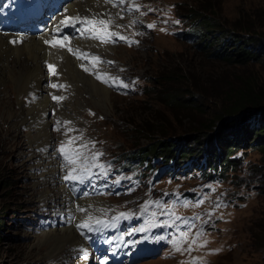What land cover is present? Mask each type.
Returning <instances> with one entry per match:
<instances>
[{
  "label": "rangeland",
  "instance_id": "obj_1",
  "mask_svg": "<svg viewBox=\"0 0 264 264\" xmlns=\"http://www.w3.org/2000/svg\"><path fill=\"white\" fill-rule=\"evenodd\" d=\"M74 1L66 2L71 4ZM19 2L20 0H10L9 4L15 10H20ZM25 2L31 6L33 0H25ZM103 2L105 3V0ZM114 4L117 5L114 6L117 9L116 12L99 11L104 18L97 14L100 19L107 20L106 25L97 24L94 29L92 25H88L92 31L84 33L79 32L80 24L77 23L75 27L78 38L91 40V36L99 33L109 42L92 38L94 41L97 40L96 45L101 42L117 48L108 52V57L101 52H92L96 55L95 61L106 72L107 83L103 82L104 77L103 80L97 78L96 81L98 85H104L108 89V101H101V108H98L92 103L95 99L98 100L97 96L94 98L87 92H82L80 96L79 93L76 94V83L68 87L66 82L63 83L64 81L61 82L56 78L54 84L58 86L57 88L51 87V81L47 83L56 97L64 98L59 101L54 100L53 97L50 98L52 107H49L45 113V119L50 124L49 134L55 137L52 148L56 163L62 168V184L64 183L63 188L66 191L78 189L83 184L64 179L70 167L64 166L65 161L59 149L63 142L72 137H80L76 142L77 145H87V148L81 149L85 155L91 157L94 154L103 153L102 156H98L100 162L107 160V157L111 155L120 156L123 153H132L139 148L151 154L149 151H153L156 146L159 155H168L174 152V148L168 150L169 147L165 144L168 139L157 136L150 138L146 133L134 134L132 125L126 121L131 120L145 129H151V120L159 119L156 125L173 130L175 133L173 137L188 138L191 135L188 132L189 129L199 127L207 120H211V116L216 112L214 108L206 106L201 111L180 110L169 113L163 105L154 101L160 97L153 98V96L140 94L142 87L149 86L145 79L152 78L151 75L156 69L165 72L170 70L167 64L183 61L198 71L200 69L202 71L204 67L219 68L222 71H238L239 76L243 75L252 81L256 80L264 87V66L256 64V62H264L261 57H257L256 61L248 62L244 66L235 63L223 64L218 59L206 57L210 52L216 53L217 43L214 39L208 42L200 40L199 44L205 45L203 49H200L199 46L189 42L194 38L195 32L187 30L193 27L192 29L198 32L200 24L204 21L203 18L198 21L199 23L194 24L191 19L197 20V16H202L213 20L211 30L222 31L216 37L225 35V32L231 30L233 26L249 27L254 32L264 34V0H124L123 4L119 1H114ZM188 15L190 17L185 19L184 17ZM76 16H79L81 20L92 17L99 20L96 16L91 18L83 14ZM72 22L74 21H70ZM117 25L123 27H117ZM150 25L152 27H149ZM110 33H116V35H110ZM135 35L137 37L134 39V44L131 43L127 47L117 44L116 41L114 44L111 42L113 37L134 38ZM63 36L71 38V34L66 32L60 34L58 39ZM198 38L199 36H197L196 44ZM67 42L70 41H64V48L59 44L57 47L66 49L69 46ZM207 45L210 47L206 48ZM230 45L229 48H231ZM255 48L264 50V44L261 43ZM115 52L120 57H114ZM78 60L80 61L81 58ZM84 62L78 67L84 75L88 76L85 70L87 62ZM6 86L1 85L0 91L8 96V90L4 92ZM116 86L120 92L115 89ZM78 87L83 89L85 86L80 82ZM86 89L90 91L89 88ZM17 90L11 89V101H9L14 104L13 109L21 116V109L15 104L20 99L24 100L25 96L21 97ZM3 93H0V98H4ZM41 94H43L42 91L35 88L31 96L39 97ZM74 99L75 101L78 99V103L75 104L77 106L74 105ZM27 100L29 101L30 98L27 97ZM57 122H59V129H57ZM175 125H181L180 131L176 132ZM69 129L73 131H68ZM28 131L30 132L31 128L27 125L14 128L10 126V123L7 124L0 119V264H66L64 260L56 261V263L46 261L42 257L46 247L37 246L38 237L43 232L57 229L64 224L63 215L66 211L63 210V213L59 214L55 209L54 203L57 202L59 193L51 180L53 160L52 158L43 159L42 152L39 150L40 153H36L35 147L28 148L26 142ZM214 131L216 129L206 132L203 136L198 135L196 141L188 138L186 145L196 151L202 148L204 139H210L212 144L211 138L219 135L218 131ZM60 138L63 140L59 141ZM179 140H176L177 144H180ZM159 142L162 144L158 146ZM73 146L66 145L69 152H71L70 147ZM242 147L245 157L237 173L240 177L250 179L248 183L250 185L245 184V187L241 189L242 194L235 193L233 190L236 188L227 186V182L216 185L215 192L207 196L205 206H210L208 211H205L203 205L199 207L194 205L192 201L197 198L196 196L190 198L189 202H185L179 194H176L172 200L167 199L165 192L155 198L159 208L149 209L145 206L153 204L151 200L147 203L134 202V199L142 196V191L147 190L144 183L129 192L130 184L120 186V179L117 175H113L114 166L112 165V170L109 171V165H104L107 177L98 175V178L108 182L106 187L109 192L91 196L103 198L110 204L107 210L100 209L98 214L101 220L114 226V228L98 229L97 232H100L104 244H111L110 248L114 249L115 242L124 243L122 256L137 257V260L131 264H264V156L257 150ZM39 161L42 165L46 161L44 165L47 171H45L46 180L34 186L33 183L38 180L36 164ZM92 170L96 171V169ZM97 170L98 174L99 169ZM255 179H257L256 183ZM165 186H168L166 179L161 180L159 187ZM115 189L120 192L112 193ZM45 192H47V198L45 197L47 201L40 204L38 197L45 196L43 195ZM132 202L137 211L143 213L136 212L132 208ZM203 211L205 216L211 218L205 220L199 217V213ZM120 213L131 215L126 219L117 220L116 217L120 216ZM75 229L78 233L79 229L77 227ZM198 233H200L199 236H197ZM189 248L191 251L188 250ZM85 254L80 252L78 255L74 254V257L71 256L70 259L72 258L73 264H94V257L86 254L89 258L83 259ZM66 257L67 255L63 259Z\"/></svg>",
  "mask_w": 264,
  "mask_h": 264
},
{
  "label": "bare ground",
  "instance_id": "obj_2",
  "mask_svg": "<svg viewBox=\"0 0 264 264\" xmlns=\"http://www.w3.org/2000/svg\"><path fill=\"white\" fill-rule=\"evenodd\" d=\"M66 1L69 0H33L32 5L27 6L25 0H20L19 6L22 9L15 10L9 4L10 0H0V86H6L7 84L4 92L8 90L9 94L6 97L5 93L0 91V93L4 94V98H0V119L7 124L10 123V126L14 128L27 125L31 128L26 137L28 148L35 147L36 153L41 151L43 159L52 158L51 180L55 184V190L59 193L58 200L54 205L59 214H62L63 210L66 211V214L63 215L65 222L64 224L62 222L63 225L57 227V229L43 232L38 237L37 246L46 247V252L42 256L46 261H55L56 263V261L64 260L66 264H73L74 262H72L70 257L84 252L85 249L82 240L77 237L76 225L85 222L88 216H92L94 219L100 216L98 215L100 209H102L101 211L107 210L110 204L100 197H79L74 199L63 188L62 168L61 166L58 167L54 149L52 148L55 137L49 134L50 124L45 119V113L49 107H52L50 98L55 94L52 89H49L47 83L51 81L50 83L54 84L56 79L61 82L64 81L63 83L66 82L65 84L68 87L76 83L75 86L77 87H73L76 89V94L79 93L80 96L82 92H87L93 97L97 96L98 100L91 101L98 108H101V101H108V89L104 85H98V81H96L97 76L104 77V80H106V72L95 61L96 55L92 52H101L102 55L107 56L108 52H112L117 48H112L101 42L96 45L97 40L94 41L92 38L91 40L78 38L75 28L64 27L61 21L67 17L79 14L86 15V17L89 16L88 18H91V16L104 18L99 11L109 10V13L116 12L117 9L113 6V3L119 0H105V3L103 0H75L71 4H67ZM58 28L60 29L59 32H57ZM66 32L71 34V38L68 39L70 42H67L69 46L66 49L57 47V45L52 47L51 44L46 45L44 43L45 40L51 41L53 37L58 39L60 34H65ZM11 40H22V42L10 43L9 41ZM67 43L65 44L66 46L68 45ZM69 48L72 51H69ZM113 56L120 57L116 52L113 53ZM121 57L123 58V56ZM79 58H81L80 61L78 60ZM84 61L87 62L86 69L90 76L84 75L78 67V65H83ZM49 64L55 66L57 72L55 76L49 72L47 67ZM80 82L86 88H89L90 91L85 87L83 89L79 88L78 83ZM35 88H38L43 94L39 97L31 96ZM11 89L12 91L18 89L19 95L21 97L25 96L24 100L20 99L15 104L21 109V116L13 109L14 104L10 102ZM27 97L30 98L29 101ZM77 103L78 99L76 101L74 99V105ZM61 140L63 139L60 138L59 141ZM44 165L40 161L36 164L38 167L36 172L38 180L33 183L34 186L44 183L46 180V168L44 169ZM46 194L47 192L43 194L45 196L38 197L40 198L38 200L41 202L40 204L46 200ZM80 207L87 211H79L78 208ZM66 255V259H63Z\"/></svg>",
  "mask_w": 264,
  "mask_h": 264
},
{
  "label": "trees",
  "instance_id": "obj_3",
  "mask_svg": "<svg viewBox=\"0 0 264 264\" xmlns=\"http://www.w3.org/2000/svg\"><path fill=\"white\" fill-rule=\"evenodd\" d=\"M200 10L206 11L202 8ZM189 17L188 15L184 18ZM202 18L204 21L197 32L199 38L196 46L200 49L205 47L202 43L199 44L200 40L208 42L214 39L217 43L216 53L210 52L206 57L218 59L223 64L235 63L242 66L256 61L257 57L264 60V50L254 49L255 46L264 44L263 33L254 32L249 27L233 26L231 30L225 32V35L216 37L222 31L211 30L213 20L197 16V20L191 19V22L199 23ZM209 47L207 45L206 48ZM256 64L264 66V62H256ZM167 65L170 70L161 72L156 69L151 75L152 78L145 79L149 86L142 87L140 94L153 98L160 97L154 101L163 105L169 113L180 110L201 111L206 106L214 108L216 112L211 116V120H207L199 127L189 129L191 135L188 138L196 141L198 135L203 136L206 132L215 129L218 131V137L211 138L212 144L210 139H204L202 148L195 151L186 145L187 137H173L172 135L175 134L173 130L161 125L157 126L159 119L151 120V129H145L140 124L127 120L126 122L132 125V133H146L150 138L151 136L166 138L168 140L165 144L168 145V150L174 148V152L159 155L156 146L153 151H149L151 154L139 148L132 153H123L116 157H123L128 161L126 170L131 169V166L142 167L143 170L139 174L144 178H148L153 171L160 169L164 172L161 178L182 172H184L182 176L186 177L194 170L201 178L222 179L227 182V186L235 187V191L245 187V184L250 185L248 184L250 179L240 177L237 172L245 157L242 146L257 150L264 156V87L256 80L239 76L238 71H222L219 68L207 67L198 71L183 61L171 62ZM175 126L176 132L180 131L181 125ZM220 130L223 132L221 133ZM176 140H179L180 144H177ZM159 144L162 142L157 145ZM153 162L159 167L155 168ZM190 180L192 178H189Z\"/></svg>",
  "mask_w": 264,
  "mask_h": 264
},
{
  "label": "snow or ice",
  "instance_id": "obj_4",
  "mask_svg": "<svg viewBox=\"0 0 264 264\" xmlns=\"http://www.w3.org/2000/svg\"><path fill=\"white\" fill-rule=\"evenodd\" d=\"M120 4L124 3V0H119ZM113 6H117L116 4H114ZM122 18V17H121ZM70 21H74L72 23H70ZM80 24L81 27L79 29V32L84 33L86 31H92V29L88 28V25H92L93 29L95 28V26L98 25H106V21L103 19H83L81 20V18L79 16L76 17H67L65 18L63 21H61V24L64 27H76V24ZM177 23H179V21H177ZM117 27H123L122 25H117ZM149 27H152L151 25ZM60 29H57V32H59ZM110 35H116V33H110ZM90 38L96 39L99 38L101 39L102 42H109L107 41L102 35H100L99 33L94 34L93 36H91ZM120 39H125L124 37H119ZM68 36H63L61 39H56L55 37H53V39L50 40H45L44 43L47 44H51L52 47H56L57 44H59L61 47H64V41L68 40ZM10 43H18V42H22V40H11L9 41ZM111 42H115V41H111ZM69 51H72L71 48H69ZM95 63V61H94ZM111 63V62H109ZM49 72L52 75H56V68L54 65L49 64L47 65ZM87 71V69H85ZM98 79H102L103 77L101 76H97ZM103 82H108L107 80H103ZM125 87H127V85H124ZM51 87L53 88H57L58 86L56 84H52ZM62 87V86H61ZM35 99V97H34ZM54 100H62L64 99L63 97H56L53 96ZM66 123H70V122H66ZM57 129H59V122H57ZM68 131H73V129H69ZM80 139L79 136L77 137H72L69 140L65 141L62 143L59 151L60 153L63 155L65 164L64 166L70 167V171H68L67 175L64 177L65 180L69 181V182H73V183H84L85 180H90L92 178L93 175H103L105 176V178L107 177V171L105 169V166L101 163H98V156H102L103 153H97L94 154L93 156L89 157L87 155H85L81 149L87 148V145H77L76 142ZM66 145H74V147H72L71 152L68 151ZM95 145L93 144V147ZM92 169H99V173H94L92 171ZM118 182V181H117ZM79 211L81 212H85L87 211L86 209L80 207L78 208ZM129 215H131L130 213L126 214V213H120V216L116 217L117 220H119L120 218H127ZM78 229L81 230V234L84 235L85 232L83 230H87L88 233H92L94 231H97L100 228H106L109 226V224L101 219H95L92 216H88L85 222L79 223L76 225ZM200 233L197 234V236H199ZM193 243H195V240H193ZM179 247H177V251H179ZM189 251H191V248L188 249Z\"/></svg>",
  "mask_w": 264,
  "mask_h": 264
}]
</instances>
